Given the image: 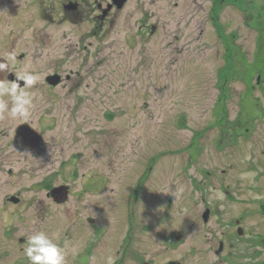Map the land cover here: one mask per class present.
Segmentation results:
<instances>
[{"label":"rangeland","instance_id":"374dc122","mask_svg":"<svg viewBox=\"0 0 264 264\" xmlns=\"http://www.w3.org/2000/svg\"><path fill=\"white\" fill-rule=\"evenodd\" d=\"M214 1L131 0L110 30L109 48L101 55L95 49L89 60L95 65L103 60L101 79L97 70L87 81L95 90L88 93L94 116L109 108L116 122L123 109L127 121L123 142L112 138L108 151L104 144L92 146L93 167L114 171L107 159L116 163L118 158L124 159L120 167L126 171L153 160L157 169L172 170V212L161 209L168 198H160L154 230L139 240L146 259L156 250L155 264L181 256L183 264H264V56H259L264 11L257 17L264 2L234 0V7L223 8L218 18ZM140 10L157 15L144 17ZM255 16L257 21H251ZM149 23L157 26L154 37L141 29ZM79 34L68 30L69 39L58 40L73 47ZM56 92L61 104L71 103L72 98L63 96V86ZM130 182L126 180V187ZM8 192L0 189V264H29L23 251L26 239L41 227L32 219L22 222V214L11 221L12 208L5 204ZM215 205L221 214L212 213L205 223L202 214ZM240 216L243 235L233 222ZM177 234H183V245L166 249L163 238ZM221 240L226 245L218 257ZM98 242L95 239L92 264H105L113 258L114 242ZM85 249V241L79 242L78 252Z\"/></svg>","mask_w":264,"mask_h":264},{"label":"flooded vegetation","instance_id":"af4514ba","mask_svg":"<svg viewBox=\"0 0 264 264\" xmlns=\"http://www.w3.org/2000/svg\"><path fill=\"white\" fill-rule=\"evenodd\" d=\"M130 2L125 0L120 5L118 0H0V54L16 56L10 71L0 72V79L15 80L16 71L23 70L25 65H30L38 75V83L27 89L34 96L30 114L16 119L0 114V189L11 191L5 196L8 208L16 210L11 213V221L22 214V222L32 219L41 229L59 233V241L69 244L67 264L95 262V239L100 244L102 241L115 243L113 254L109 255L113 256V264L132 261L155 264L156 250L146 259L139 240L145 234H152L160 198H168L161 209L172 212L169 179L172 170L157 169L154 157L152 164L148 162L145 167L140 165L128 171L120 167L124 159L120 162L118 158L116 163L107 159L108 164L115 165L114 171L93 167L92 146L104 144L108 151L112 138L123 142L127 121L123 109L119 110L116 122L115 113L109 108L96 111L94 116L92 97L88 98V93L91 95L95 90L87 81L97 70L101 79L99 66L103 60H98L96 65L89 60L95 49L96 55H101L109 48L110 30ZM213 4V13L219 18L223 8L234 7L235 2L215 0ZM262 11L264 5L256 16L261 17ZM139 13L144 17L157 15L150 10ZM256 16L251 21H257ZM143 28L150 37L156 35L155 24L141 25ZM68 30L80 33L73 47L70 41L58 40L69 39ZM71 48L80 49L81 53ZM103 57L105 63L106 56ZM47 60L50 61L48 73ZM66 64H72V69L65 68ZM62 86L66 92L63 96L72 98L70 104L60 102L56 89ZM24 134L34 138L27 141ZM126 180H131L127 187ZM165 192H169L167 197ZM217 207L205 211L219 216ZM161 220L163 216L159 219L162 223ZM233 222L237 234H244L243 216ZM163 240L170 251L184 243L183 234L165 236ZM83 241L86 249L78 252L79 242ZM225 245L221 240L222 249L216 251L218 257L224 253ZM230 246L233 247L232 242ZM184 258H171L162 264H183Z\"/></svg>","mask_w":264,"mask_h":264},{"label":"clouds","instance_id":"9594fccd","mask_svg":"<svg viewBox=\"0 0 264 264\" xmlns=\"http://www.w3.org/2000/svg\"><path fill=\"white\" fill-rule=\"evenodd\" d=\"M0 58H3L0 59V72H4L5 69L9 72L12 68L11 61L16 59L15 54L3 53L0 54ZM37 83L38 75L30 65H25L23 70L16 71L13 81L5 82L4 78L0 79V114H8L12 119L27 117L34 101V96L27 89ZM173 195L175 199L178 198L177 193ZM3 215L7 222L9 212L6 211ZM26 245L23 251L29 264H67V244H61L59 237L55 234H49L43 229L35 230L27 237ZM107 264H113L111 257H108Z\"/></svg>","mask_w":264,"mask_h":264},{"label":"water","instance_id":"95a60500","mask_svg":"<svg viewBox=\"0 0 264 264\" xmlns=\"http://www.w3.org/2000/svg\"><path fill=\"white\" fill-rule=\"evenodd\" d=\"M118 1L121 3L120 5H122V4L124 3L125 0H118ZM24 138H25L27 141H32V139H33L34 137H33V135H27V134H24ZM209 213H210L209 210H207V211L204 213L203 218L205 219V221L208 220Z\"/></svg>","mask_w":264,"mask_h":264},{"label":"trees","instance_id":"16d2710c","mask_svg":"<svg viewBox=\"0 0 264 264\" xmlns=\"http://www.w3.org/2000/svg\"><path fill=\"white\" fill-rule=\"evenodd\" d=\"M259 53H262V54H260L259 56H264V49H260V52ZM259 60H260V57H259ZM262 65V64H261ZM263 75L264 74H262V78H263Z\"/></svg>","mask_w":264,"mask_h":264}]
</instances>
